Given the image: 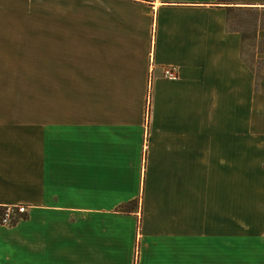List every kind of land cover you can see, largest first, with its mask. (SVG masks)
Here are the masks:
<instances>
[{"label":"crops","instance_id":"0c3cea01","mask_svg":"<svg viewBox=\"0 0 264 264\" xmlns=\"http://www.w3.org/2000/svg\"><path fill=\"white\" fill-rule=\"evenodd\" d=\"M50 2L0 25V208H28L0 264H264V80L229 28L264 0Z\"/></svg>","mask_w":264,"mask_h":264},{"label":"rangeland","instance_id":"374dc122","mask_svg":"<svg viewBox=\"0 0 264 264\" xmlns=\"http://www.w3.org/2000/svg\"><path fill=\"white\" fill-rule=\"evenodd\" d=\"M52 3L50 0H46L41 4H37V0H27V3L23 4V10L21 13L12 9L9 14L0 15V25H22L26 27L35 26L36 15H41V9L44 13L50 14ZM40 7L37 10V7ZM42 7V8H41ZM229 28L233 31H237L242 35L243 38V60L251 68L256 79L257 84L264 80V11H248L245 13L234 14L229 21ZM5 85V84H4ZM13 87L23 91L21 95V101L27 102L26 105L34 106V83H23V84H11ZM257 85V87H258ZM7 86V85H5ZM21 86V88H19ZM260 105L264 108V99L260 100ZM259 102L257 105H259ZM257 103V102H256ZM253 137H263L264 131L261 134ZM264 156L258 158L252 156L245 161L248 168L245 170L246 174L255 171L264 170ZM238 165V164H237ZM237 173H242L237 168ZM261 181L264 178H259ZM240 191L237 188V193ZM242 196L237 194V202L243 204V199L251 204L259 203L263 199V192H245ZM255 233V232H254ZM253 233V234H254ZM254 245V244H253ZM252 249H259L253 247ZM262 249V248H261Z\"/></svg>","mask_w":264,"mask_h":264},{"label":"built area","instance_id":"2783aa9c","mask_svg":"<svg viewBox=\"0 0 264 264\" xmlns=\"http://www.w3.org/2000/svg\"><path fill=\"white\" fill-rule=\"evenodd\" d=\"M165 78L169 80L174 79V71L166 70ZM27 211L28 208L26 206L8 207L0 217V224L3 226H12L19 220V216L27 214Z\"/></svg>","mask_w":264,"mask_h":264},{"label":"trees","instance_id":"16d2710c","mask_svg":"<svg viewBox=\"0 0 264 264\" xmlns=\"http://www.w3.org/2000/svg\"><path fill=\"white\" fill-rule=\"evenodd\" d=\"M6 208H0V217L2 216V214L4 213V210H5ZM19 219H20V216H19Z\"/></svg>","mask_w":264,"mask_h":264}]
</instances>
